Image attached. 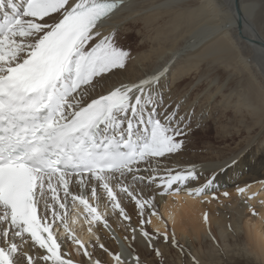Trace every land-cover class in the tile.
I'll return each instance as SVG.
<instances>
[{
    "label": "snow or ice",
    "instance_id": "snow-or-ice-1",
    "mask_svg": "<svg viewBox=\"0 0 264 264\" xmlns=\"http://www.w3.org/2000/svg\"><path fill=\"white\" fill-rule=\"evenodd\" d=\"M127 7V0H0V264H74L61 252V227L91 261L70 221L80 209L90 225L103 219L99 203L90 202L101 199L98 189L113 212L129 219L118 196L134 200L141 214L146 207L156 214L155 196L145 199L137 185H155L161 196H203L217 187L215 173L202 186L187 187L198 177L195 165L160 175L156 158L185 146L195 115L194 106L180 114L186 97L175 107L165 104L168 64L92 95L99 79L132 59L116 31L105 32L106 22ZM213 7L225 18L223 31L232 32L231 0ZM36 247L45 252L29 254ZM113 260L128 264L120 254Z\"/></svg>",
    "mask_w": 264,
    "mask_h": 264
},
{
    "label": "bare ground",
    "instance_id": "bare-ground-1",
    "mask_svg": "<svg viewBox=\"0 0 264 264\" xmlns=\"http://www.w3.org/2000/svg\"><path fill=\"white\" fill-rule=\"evenodd\" d=\"M223 2L127 0L128 7L106 22L105 32L138 30L139 42L127 50L132 59L126 69L114 70L107 78L99 79L92 95L106 94L122 82L138 81L168 64L165 104L175 107L174 101L186 97L180 114L194 106L191 128L215 120L225 137L237 143L217 148L207 145L204 153L210 157L201 161L194 156L188 158L189 151L156 158L160 175L168 168L195 165L198 177L186 186L196 188L215 173L214 189L230 193L232 221L223 209L216 215L204 204L205 198L184 191L174 197L161 196L155 185H137L143 188L145 199L155 196V215L148 207L141 214L134 200L118 196L129 217L125 219L118 209L113 212L98 189L101 199L90 202L94 206L99 203L98 211L105 213L103 219L90 225L80 209L70 221V232L85 244L92 260L83 255V250H77L69 232L58 236L62 254L74 264H93L95 260L115 264L113 254H120L128 264H134L136 257L140 264H159L162 258L168 264H194L193 257L200 264H220L221 260L226 264H248L246 260L252 257L264 262V0H231L235 19L234 30L229 33L223 31L225 18L213 7ZM153 167H157L156 162ZM237 186L246 187V192L240 194ZM243 196L261 206L258 215L248 218L247 207L239 204ZM148 218L150 223H142ZM111 229L121 240L120 245L111 238ZM142 229L149 233L150 240ZM162 232L171 234L170 242ZM44 252L38 247L29 250L34 256Z\"/></svg>",
    "mask_w": 264,
    "mask_h": 264
},
{
    "label": "rangeland",
    "instance_id": "rangeland-1",
    "mask_svg": "<svg viewBox=\"0 0 264 264\" xmlns=\"http://www.w3.org/2000/svg\"><path fill=\"white\" fill-rule=\"evenodd\" d=\"M116 34H117V43L120 46H122V48H124L125 50L131 49L133 46L136 45L137 42H139V40L136 39L137 36L140 35V32H138V30L132 31V29H131V31L128 32V31H124V29H120ZM113 72H114V70H113ZM110 74L111 73L105 74L103 77L107 78ZM203 124L200 123L199 126H195L194 128H191L192 130L187 132L188 136L186 135V137H182L186 141L185 146L179 152H177V154L182 152V151H184V152L189 151L190 153L187 156L188 158L194 156L197 158L198 161H201V159H203V158H209L210 157L209 153H204V152H206L205 150H206L207 145H211V146L217 148L218 146L223 147L226 144L227 145L231 144L234 146L237 143L235 141L233 142L231 139H229V137H225L224 133H222V130L219 127V124L216 123L215 120H213V121L211 120L210 122L203 123ZM224 140H227V141H224ZM190 146H191V149H189ZM181 158L183 159L182 156H181ZM204 183H202L201 186ZM197 187H200V185ZM262 193L263 192L260 191L259 195H261ZM172 196L174 197L175 195H172ZM213 197H217V198H213ZM196 198L207 199V200H203V201H207V202H204V204L207 207L212 208V210L214 211V213L216 215H219L220 209L225 210L226 213H228V217L232 221V219H233V217L231 216L232 215L231 214L232 206H230V201H229L231 199V197L228 196L225 198L222 191H218L217 189H214V190L208 189L206 191L205 195L196 196ZM242 198H243L242 202H240L239 204L247 207V208L246 207H244V208H246L245 210H246V214L248 215V218L254 216L252 210H255L256 213H260L261 206H259L258 204H251V202L245 196H243ZM246 203H248V204L246 205ZM224 204H226V205L224 206ZM109 234H110L111 238H113V240L120 245L121 240L118 238V236H116V234L114 233V231L112 229H111V231H109ZM163 234H164V236H167V238H168L167 241L170 242L171 237H172L171 234L170 233L167 234V233L162 232V235ZM157 248H158V246H157ZM187 257L185 256V258H187ZM160 261L161 262L159 264H168L167 260L164 258H162ZM222 262L223 261L221 260L219 263L220 264H226V261H224L223 263ZM246 262L248 264H264L263 261L256 260L253 257L247 259ZM207 264H209V263H207Z\"/></svg>",
    "mask_w": 264,
    "mask_h": 264
}]
</instances>
